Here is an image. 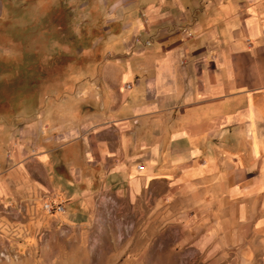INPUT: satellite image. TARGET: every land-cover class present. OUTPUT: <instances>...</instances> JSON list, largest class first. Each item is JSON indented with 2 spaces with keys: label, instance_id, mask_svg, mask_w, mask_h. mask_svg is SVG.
<instances>
[{
  "label": "rangeland",
  "instance_id": "374dc122",
  "mask_svg": "<svg viewBox=\"0 0 264 264\" xmlns=\"http://www.w3.org/2000/svg\"><path fill=\"white\" fill-rule=\"evenodd\" d=\"M142 4L0 0V264H264L257 244L227 246L217 232L234 210L195 211L161 192L131 199L68 170V129L113 89L102 65L143 42ZM40 150L52 170L33 162Z\"/></svg>",
  "mask_w": 264,
  "mask_h": 264
},
{
  "label": "crops",
  "instance_id": "0c3cea01",
  "mask_svg": "<svg viewBox=\"0 0 264 264\" xmlns=\"http://www.w3.org/2000/svg\"><path fill=\"white\" fill-rule=\"evenodd\" d=\"M141 2L144 40L102 65L113 89L68 129V170L131 199L161 192L195 211L234 210L219 235L264 254V0ZM33 162L55 165L41 150Z\"/></svg>",
  "mask_w": 264,
  "mask_h": 264
}]
</instances>
